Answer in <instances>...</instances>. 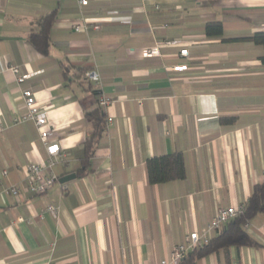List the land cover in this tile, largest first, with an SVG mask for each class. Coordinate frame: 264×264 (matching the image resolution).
Masks as SVG:
<instances>
[{
    "label": "crops",
    "instance_id": "1",
    "mask_svg": "<svg viewBox=\"0 0 264 264\" xmlns=\"http://www.w3.org/2000/svg\"><path fill=\"white\" fill-rule=\"evenodd\" d=\"M52 12L42 54L28 36ZM81 15L100 28L73 31ZM208 20L221 21L220 37L207 36ZM257 31L264 0H89L82 8L77 0H0V264L158 263L218 207L245 205L264 173V50L231 38ZM157 46L158 55H140ZM10 66L41 72L18 83ZM25 88L65 150L54 174L75 177L14 197L7 187L25 184L28 164L45 158L34 123L12 121L24 112ZM100 94L113 101L101 109L106 131L84 165L86 112ZM173 152L182 154L184 178L150 184L146 159ZM245 230L261 246L229 247V264H264V214ZM225 257L218 250L195 264Z\"/></svg>",
    "mask_w": 264,
    "mask_h": 264
},
{
    "label": "built area",
    "instance_id": "2",
    "mask_svg": "<svg viewBox=\"0 0 264 264\" xmlns=\"http://www.w3.org/2000/svg\"><path fill=\"white\" fill-rule=\"evenodd\" d=\"M79 6L85 7L89 0H77ZM70 28L75 32H87L90 29L97 30L100 26L97 23L88 21L83 15L73 20ZM167 44H178V41H166ZM159 54L157 47L144 48L140 51L142 57L155 56ZM180 54L187 55V48L180 49ZM185 65L177 66L179 69H185ZM10 71L15 75L16 81L22 83L26 79L41 72H29L20 74L17 66H10ZM85 77L95 85L100 84V77L95 70H88L85 72ZM23 98L24 112L13 118V123H21L32 121L36 126L39 134V140L45 150V158L40 162H31L26 168L25 184H13L7 187L6 191L14 197H21L25 193L43 194L50 189L54 182L58 180V176L53 172V166L57 163H67L65 150L59 143L52 139V132L50 131V123L44 114L42 106L36 100L33 91L30 88H25L21 92ZM113 101L109 95L100 94L98 98V105L104 109ZM111 118H107L110 121ZM3 128L0 127V131ZM244 208V205H231L228 207H218L215 215L208 221L200 230H193L184 236L182 242L173 246L169 254L162 258L158 263L152 264H179L180 261L192 250L201 247L208 243L214 234H218L228 221L239 215ZM45 212L52 215L57 214V209L53 205H48ZM39 218L43 217V212L39 213ZM29 223L33 221L32 218L27 220ZM47 264H56L55 262H48Z\"/></svg>",
    "mask_w": 264,
    "mask_h": 264
},
{
    "label": "trees",
    "instance_id": "3",
    "mask_svg": "<svg viewBox=\"0 0 264 264\" xmlns=\"http://www.w3.org/2000/svg\"><path fill=\"white\" fill-rule=\"evenodd\" d=\"M54 19V13L41 18V29L32 32L28 36L30 44L40 53L47 54L49 46V29ZM207 36L220 37L222 35V23L219 20H208L205 24ZM232 40H249L264 50V31H257L248 35L233 37ZM264 63V54L258 57ZM83 71L84 69H80ZM87 81V80H86ZM95 93L97 91H94ZM90 122V134L83 142L82 162L88 164L96 147L99 145L106 131V118L99 106L86 112ZM231 117H222L224 123L230 122ZM147 180L150 184H158L167 181L183 179L185 167L182 154L173 152L160 156L149 157L145 161ZM85 170V171H84ZM89 169H82L78 173H84ZM257 214H264V173L263 180L252 187L251 194L244 205L242 212L228 221L223 229L212 239L192 251H190L179 264H195L196 261L211 252L223 250L225 253V264H229L227 250L231 246L259 247L261 244L253 238L245 227Z\"/></svg>",
    "mask_w": 264,
    "mask_h": 264
},
{
    "label": "water",
    "instance_id": "4",
    "mask_svg": "<svg viewBox=\"0 0 264 264\" xmlns=\"http://www.w3.org/2000/svg\"><path fill=\"white\" fill-rule=\"evenodd\" d=\"M75 177V173H70V174H67V175H64L62 177H60L58 179L59 182L63 183V182H66L68 180H70L71 178H74Z\"/></svg>",
    "mask_w": 264,
    "mask_h": 264
}]
</instances>
